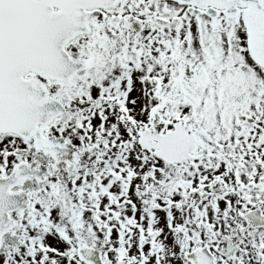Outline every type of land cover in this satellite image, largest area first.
<instances>
[{"label":"snow or ice","instance_id":"obj_1","mask_svg":"<svg viewBox=\"0 0 264 264\" xmlns=\"http://www.w3.org/2000/svg\"><path fill=\"white\" fill-rule=\"evenodd\" d=\"M0 264H264V0H0Z\"/></svg>","mask_w":264,"mask_h":264}]
</instances>
